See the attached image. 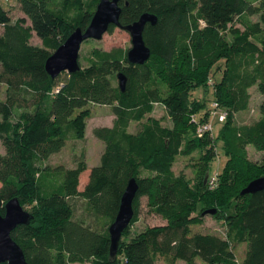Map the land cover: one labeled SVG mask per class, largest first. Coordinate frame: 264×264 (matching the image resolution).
Masks as SVG:
<instances>
[{"label":"trees","instance_id":"trees-1","mask_svg":"<svg viewBox=\"0 0 264 264\" xmlns=\"http://www.w3.org/2000/svg\"><path fill=\"white\" fill-rule=\"evenodd\" d=\"M17 1L30 24L12 21L0 3V213L12 197L36 201L29 223L11 231L27 264H157L159 257L185 264H264V189L240 194L264 176V164L247 156L252 146L264 161V0H121V25L146 12L157 17L143 30L148 60L131 64L127 49L95 48L84 58L87 65L79 60L80 69L61 82L47 73L45 61L76 27L87 26L99 0ZM33 33L40 45L31 42ZM208 87L211 102L227 116L215 123V134L198 136L210 107L191 93ZM252 87L262 96L259 118L238 123V114L250 107ZM156 102L170 126L152 115ZM91 106H110L113 122L93 129L105 149L79 190L85 161L69 168L45 162L69 139L84 137ZM134 123L139 126L133 132ZM218 143L226 160L209 175ZM182 150L198 152L193 183L173 171ZM131 178L138 185L133 217L111 257L108 227ZM141 198L163 222L127 239ZM207 214L224 215L226 239L198 228ZM238 243L244 244L241 256Z\"/></svg>","mask_w":264,"mask_h":264},{"label":"rangeland","instance_id":"rangeland-1","mask_svg":"<svg viewBox=\"0 0 264 264\" xmlns=\"http://www.w3.org/2000/svg\"><path fill=\"white\" fill-rule=\"evenodd\" d=\"M0 3L2 4L3 8L8 11L9 16L11 17L12 21L18 19V18H25L26 24H30L29 19L25 16V14L20 10V6L17 0H8L7 2H4L3 0H0ZM259 19L258 15L252 16V21H257ZM263 28V34H264V23L261 24ZM1 32V27H0ZM31 42L33 44L40 45V40L36 37V35L33 33V37L31 39ZM131 46L130 42V35L129 33L120 27H114L111 31L105 32L100 39H87L84 42H82L80 51H79V60L80 64L85 66L87 65L84 58L89 55V53L95 49H105L109 50L112 47H121L124 49H128ZM67 77V72L63 71L59 74V81H64ZM212 89L208 87L206 91L202 88H197L191 93V97H200L204 98L206 100V104L208 107L211 106V101L213 98ZM4 91L5 86L0 85V98L4 97ZM251 92V104L249 109L245 112L243 118L239 117L238 121L243 120L244 122H251L255 121L259 118V111H258V103H259V97L262 99V96L256 91L255 87H252L250 89ZM91 116L87 119L86 123V130L84 137L81 140H75V139H69L63 149L59 151L58 153H55L51 155L48 160L45 162V164H48L51 168H54L56 166H63L65 168L69 167H75L78 162L85 161L88 168L82 172L79 179V186L78 189L82 190L84 185L87 182V177L89 174V169L97 165L99 163V159L101 157V154L103 153L105 149V144L98 138H96L93 134V129L99 126H111L113 122V115L111 112L110 106H91ZM20 111L16 112L14 114V121L19 116ZM153 116L160 118L163 125H171L170 120L167 118L165 109L163 106L159 103L154 104V110L152 113ZM242 116V115H241ZM1 122V117H0ZM215 125V122H214ZM138 124H132L130 127V131H136ZM218 125L216 124L213 130V133L215 134L217 132ZM217 148V155L215 160L212 162L208 174H212L215 170H221L223 167V164L226 160L225 155L223 154V151L221 149V144L218 143ZM0 152H3V147L0 146ZM247 156L248 158L253 161L257 162L259 164H264V161L262 159V155L260 152H257L252 146H248L247 148ZM198 157V152L192 151L191 153H184L182 150V153L178 156L175 164L173 165V171L178 173H184V175L187 178H191L190 181L192 182V178H194V169H193V163L196 161ZM75 200V199H74ZM72 199V201L74 202ZM77 200V199H76ZM78 204H80L79 201H76ZM237 201L234 200L232 203L235 205ZM20 204L22 205V208L28 212L32 210V206L36 204L35 200L31 199H20ZM139 217L138 220L131 225L129 229V234L127 236V239L130 237L136 235L143 229H145L148 226L158 225L161 224L163 221L160 217L157 215H154L150 213L146 207V199L141 198V205L139 208ZM227 210H225V215ZM4 213V211H3ZM2 213V214H3ZM224 213V212H223ZM203 224L198 227L202 231H206L215 235H218L221 238L226 239L228 236L227 229H228V223L225 220L224 215L223 216H213L210 214H207L203 217ZM236 252L238 256H241L244 250V244L238 243L234 245ZM200 261L197 260L196 264H199ZM79 264V263H75ZM84 264H90V262H86ZM157 264H185L182 261L176 260L172 261L168 257H159L157 259Z\"/></svg>","mask_w":264,"mask_h":264},{"label":"water","instance_id":"water-1","mask_svg":"<svg viewBox=\"0 0 264 264\" xmlns=\"http://www.w3.org/2000/svg\"><path fill=\"white\" fill-rule=\"evenodd\" d=\"M121 0H99L96 9L86 27H76L65 41L59 45L45 61V70L51 77H56L65 71L69 74L80 69L79 51L82 42L87 39H100L107 32L109 26L120 27L130 35L131 46L126 51L127 61L131 64H143L150 57V49L143 39V30L146 23L154 25L157 17L150 13H143L138 20L121 25ZM126 4V2H125ZM118 86L124 90L126 77L120 72L117 74ZM138 185L134 178L128 180L121 196L120 204L113 222L108 227L110 246L109 254L114 257L122 232L129 225L133 217L132 203ZM264 189V176L251 180L240 194L255 193ZM215 210H207L213 213ZM32 215L24 210L17 197L10 198L4 204V213H0V262L7 264H27L22 248L11 237V231L20 224H28Z\"/></svg>","mask_w":264,"mask_h":264},{"label":"built area","instance_id":"built-area-1","mask_svg":"<svg viewBox=\"0 0 264 264\" xmlns=\"http://www.w3.org/2000/svg\"><path fill=\"white\" fill-rule=\"evenodd\" d=\"M209 84L212 83L211 80L208 81ZM227 112L225 110H222L217 102H211L210 106V120L204 123H201L198 125L197 128V134L198 136H202L206 132H213L214 129V122L216 123H223L226 119ZM197 118L194 116L192 120H196ZM216 176L215 174L211 175L208 179V184L210 186H213L215 182Z\"/></svg>","mask_w":264,"mask_h":264},{"label":"crops","instance_id":"crops-1","mask_svg":"<svg viewBox=\"0 0 264 264\" xmlns=\"http://www.w3.org/2000/svg\"><path fill=\"white\" fill-rule=\"evenodd\" d=\"M197 98H200V97H197ZM260 101H261V99H260V97H259V103H260ZM245 112H246V111L239 113V114H238V118H239V117H242V118H243ZM241 115H242V116H241ZM243 122H244L243 120L238 121V123H243ZM247 148H248V147H247Z\"/></svg>","mask_w":264,"mask_h":264}]
</instances>
